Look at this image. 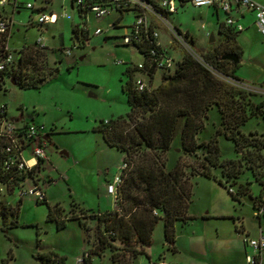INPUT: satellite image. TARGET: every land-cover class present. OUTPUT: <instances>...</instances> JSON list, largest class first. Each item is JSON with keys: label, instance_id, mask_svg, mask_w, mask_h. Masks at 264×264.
Here are the masks:
<instances>
[{"label": "rangeland", "instance_id": "374dc122", "mask_svg": "<svg viewBox=\"0 0 264 264\" xmlns=\"http://www.w3.org/2000/svg\"><path fill=\"white\" fill-rule=\"evenodd\" d=\"M19 1L31 2L39 7L43 0ZM256 1L264 4V0ZM60 4V0H52L47 5L58 16L54 24L37 25L39 14L23 6L13 14V30L8 38V47L14 58L17 59L22 46H33L41 39L53 77L39 89H22L5 79L0 87V106H6L8 118L18 122L23 120L35 123L39 127L42 126L44 134L50 135L52 146L48 149V154L56 169L51 172L55 183L45 189L46 203L51 206L58 204L63 214H68L71 209L78 213L77 206L73 204L85 210L104 212L112 210L113 207L112 197L106 192L105 180L118 171L124 155L116 148L107 146L95 128L100 120L116 118L128 112L126 99L120 88L121 73L127 65L141 63L142 57L137 52L132 53L133 49L130 47L116 44L120 41L118 37L124 32L122 27L93 35L97 27L105 30L108 21L114 18L115 14L99 20L88 15V42L78 45V41L72 37L71 28L80 23L81 19L68 1L64 6ZM10 9L11 6L6 3L3 9L0 8V12L10 15ZM42 11L49 13L47 9ZM64 13L68 14V19L62 17ZM131 18L130 15H125L122 26L129 25ZM224 19L225 14L222 11H219L217 18L213 8H196L190 3L178 6L176 13L168 17L169 23L176 29L182 33L188 32L191 47L197 55L200 48H204L205 52H220L231 47V42L218 32ZM201 24L204 25L203 29ZM160 31L164 43L168 40V35L161 28ZM210 34L213 35L211 43L208 41ZM238 41L243 55L240 57L237 73L243 82L212 71L243 91L245 101L257 104L264 101V41L255 36L252 27L242 32ZM173 49L177 51V45H174ZM65 50L70 51L69 55L63 54ZM174 56L181 57L176 53ZM199 59L203 62L200 57ZM230 69L231 66L227 65L226 72L230 73ZM162 76L161 73L156 75L154 87L159 84ZM208 116L205 121L206 132L202 138H207L219 123V114L214 107L209 110ZM240 131L245 134L264 133V120L259 116H251L240 126ZM173 143L165 153V168L171 170L179 160L188 174V166L195 167L202 161V150H197L195 155H188L181 150L178 139ZM218 146L222 158H234L231 141L218 136ZM261 153L264 157V149ZM213 173L227 184L232 181L222 178L219 170H213ZM58 174L62 178H59ZM249 175L250 173L245 171L243 178ZM191 183L190 203L195 201L199 207L209 202L213 195V180L193 176ZM256 187V184H251L253 190ZM10 201H13L12 197ZM46 213L45 203L24 199L18 208L17 216L0 217V264H45L37 255L49 251L64 257L65 264H74L81 258L82 249L78 243L86 251L90 245L87 241L82 244V239L78 241L74 224L57 229L54 222L47 220ZM13 222H16L15 225ZM163 243V224L158 221L150 246L145 249L146 255H138L131 261L132 264H150L147 254L156 259L162 254ZM109 256V251H105L101 256L93 255L89 264H113Z\"/></svg>", "mask_w": 264, "mask_h": 264}, {"label": "trees", "instance_id": "16d2710c", "mask_svg": "<svg viewBox=\"0 0 264 264\" xmlns=\"http://www.w3.org/2000/svg\"><path fill=\"white\" fill-rule=\"evenodd\" d=\"M218 32L231 42V47L220 52L198 50L203 63L184 54L173 72L163 74L159 84L150 91L137 92L132 87L133 70L125 67L122 71L121 92L126 97L128 112L100 120L95 128L107 146L124 153L123 161L127 163L117 188V209L100 212L78 208V213L71 209L63 214L58 204L41 202L47 206V220L54 222L57 229L64 228L69 220H76L86 232L88 242L93 232L94 241L83 255V264H89L91 256H101L105 251L110 252L109 259L114 264H132L138 255H146L145 249L150 246L158 221L163 224L164 241L172 244L175 222L192 219L187 215V208L193 176L212 179L227 187L249 171L263 185L264 133L245 134L240 126L251 116L264 120V101L257 104L245 101L243 91L213 73L241 81L234 75L239 65L220 59L227 52L241 55L235 45L236 34L221 26ZM71 33L74 39L79 37L77 25L72 26ZM183 37L192 44L187 33ZM87 39L86 34L81 35L82 41ZM45 50L35 45L22 46L13 67L2 74L22 89L41 88L53 77ZM227 65L231 66L230 73L226 72ZM2 83L0 78V87ZM213 107L219 114V125L207 138H202L208 112ZM218 136L232 142L235 158L221 157ZM176 139L183 153L195 155L197 150H202V161L195 167L188 166V174L179 160L171 170L165 168V153ZM213 170H219L222 178L232 181L223 182ZM248 186L249 182L239 184L235 192H230L231 196L247 194ZM20 204L17 202L13 208L0 205V217L17 216ZM37 258L45 264H63V258L52 252L38 254Z\"/></svg>", "mask_w": 264, "mask_h": 264}, {"label": "built area", "instance_id": "2783aa9c", "mask_svg": "<svg viewBox=\"0 0 264 264\" xmlns=\"http://www.w3.org/2000/svg\"><path fill=\"white\" fill-rule=\"evenodd\" d=\"M52 0H43L39 7L33 3H23L22 6L31 11H36L39 16L36 23L39 26L54 24L58 16L54 12L45 13L42 7H46ZM71 8H75L81 22L78 26L79 37L76 39L78 45H84L87 40H81V35L86 34L89 38L87 28V17L91 15L99 20L115 14L114 18L108 21L105 30L95 28L93 35H100L108 30L123 28L124 32L119 36L117 45L127 46L133 49L132 53H138L142 62L130 64L134 74L132 76V87L137 92L150 91L154 88L153 83L158 73L169 74L175 69L176 63L180 60L174 53L183 56L190 55L199 61V57L184 39V33L169 23L168 17L176 13L178 6L190 3L196 8H213L214 11H222L225 19L221 23L223 30H229L233 34L240 33L244 27L238 22L234 14L250 12L253 14L254 24L259 35L264 40V5L256 0H66ZM7 4L11 6L10 15L0 12V78L1 81L10 78L4 76L16 59L8 47V38L12 33V16L18 10L20 4L17 0H0V8ZM130 15L131 23L122 26V19ZM68 19V14H62ZM31 23V22H30ZM160 28L166 31L168 40L164 43L161 40ZM201 28L204 25L201 24ZM37 48L45 47L41 39L34 44ZM177 45V51L173 46ZM70 51L65 50L63 54L69 55ZM200 62V61H199ZM203 63V62H201ZM121 64H124L121 62ZM207 67V66H206ZM228 81V80H227ZM230 82V81H228ZM239 83V82H238ZM264 109V107H263ZM21 122V123H19ZM14 121L7 117L6 106H0V205L6 208H13L17 202L22 203L24 199H31L35 203L46 200L45 189L55 183L51 172L55 167L50 162L48 149L50 146L42 139L44 134L42 126L26 121ZM127 169V163L122 161L113 178L106 183V192L117 202V188L122 182V174ZM59 175V174H58ZM59 178H62L59 175ZM10 197L13 201H10ZM256 214L264 218V196L256 206ZM253 251V254L246 255L243 264H259L256 256L264 250V237L244 238ZM85 256V255H84ZM57 264V263H56ZM77 264H83V256ZM157 264H168L163 259H158Z\"/></svg>", "mask_w": 264, "mask_h": 264}, {"label": "crops", "instance_id": "0c3cea01", "mask_svg": "<svg viewBox=\"0 0 264 264\" xmlns=\"http://www.w3.org/2000/svg\"><path fill=\"white\" fill-rule=\"evenodd\" d=\"M17 1L21 3L20 7L22 8L23 3L19 0ZM60 1V5L64 6L66 4V0ZM43 9L52 12L47 6L42 7ZM17 11H14V13H17ZM11 12L12 9H10ZM214 13L218 18L219 11H214ZM234 16L244 27L240 33L235 35V45L241 50V55H239L240 60L243 50L238 41V36L242 32L252 27L255 36L259 37L262 41L264 40L256 29L252 13L243 12L241 15L235 13ZM184 33L188 34L186 31ZM237 64L239 65V61ZM238 68L234 71V75L242 81L243 79L237 73ZM216 125L218 126L219 123ZM244 173L240 175L235 184L228 185L227 187L213 180V185L211 186L213 195L210 201L199 207L195 201L189 203L187 215L192 217V219L183 223L175 222L174 241L172 244H167L164 241L162 244V254H159L156 259L147 254L149 263L157 264L158 259H163L168 264H243L246 255L253 254L252 249L244 243V238L264 237V218L256 214V206L264 196V182L263 185H259L250 172L249 176L243 178ZM114 175L107 177L105 182L108 183ZM246 182H249V192L247 194H238L233 198L230 192H235L239 184L245 185ZM251 184H256L257 187L253 190ZM74 205L80 209L79 205ZM111 209H117V203L113 202ZM70 224H74L79 238L78 241L82 239V244H84V241H87L84 229L76 220H69L65 224V228L73 226ZM90 234V241H87L90 245L89 248H91L94 241L93 232L91 231ZM78 246L81 247L83 256L87 251L84 250V247L80 243H78ZM49 252L54 253L53 251ZM54 254L58 256L56 252ZM62 258L63 264H65L64 257ZM256 258L259 264H264V250L260 251ZM79 260L80 258L74 264H77Z\"/></svg>", "mask_w": 264, "mask_h": 264}, {"label": "water", "instance_id": "95a60500", "mask_svg": "<svg viewBox=\"0 0 264 264\" xmlns=\"http://www.w3.org/2000/svg\"><path fill=\"white\" fill-rule=\"evenodd\" d=\"M208 41H209V43H211V42L213 41V35H212V34L209 35V40H208ZM199 52H200V53H204V52H205V49H204V48H200V49H199ZM220 59H221V60L229 61V62L232 63L233 65H236V64L238 63V61H239V55L236 54V53H234V52H227V53L222 54V55L220 56ZM9 81H10V83H12L13 85H15V81H14L12 78H10ZM42 139H43L44 141H46L50 147L52 146V143L49 141V140H50V139H49V135H44V136L42 137ZM61 154H63V153H61Z\"/></svg>", "mask_w": 264, "mask_h": 264}, {"label": "flooded vegetation", "instance_id": "af4514ba", "mask_svg": "<svg viewBox=\"0 0 264 264\" xmlns=\"http://www.w3.org/2000/svg\"><path fill=\"white\" fill-rule=\"evenodd\" d=\"M49 135V134H48ZM50 136V135H49ZM50 139V138H49Z\"/></svg>", "mask_w": 264, "mask_h": 264}]
</instances>
